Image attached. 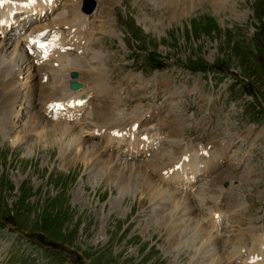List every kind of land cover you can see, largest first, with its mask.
<instances>
[{"label":"rangeland","instance_id":"374dc122","mask_svg":"<svg viewBox=\"0 0 264 264\" xmlns=\"http://www.w3.org/2000/svg\"><path fill=\"white\" fill-rule=\"evenodd\" d=\"M78 1L74 0V10ZM96 2L89 16L90 33L98 32L91 49L97 57L90 59L91 67L103 69L105 85L120 102L123 115L138 112L142 120L148 119L140 122L142 132H159V118L181 122L177 131H170L180 136L177 143L168 142L174 138L169 133L162 135L152 156L136 158L127 155L128 146L123 145L112 167L116 162L120 168L126 166L130 178L139 165L152 159L153 165H163L169 159L166 155H180L177 150L191 149L194 154L206 142L223 146L226 162L219 170L223 181L211 188L215 176L201 177L202 203L195 189L178 187L182 197L190 196L197 208L194 217L204 229L211 197L222 192L223 204L228 202L222 234L199 236L191 226L185 236L184 227L171 231V210L159 211L163 204H173L165 199L173 190L156 199L137 175L125 185L109 180L90 157L79 163L76 156L70 166L62 162L59 155L67 157V151L61 150L68 141L36 139L32 131L38 123L31 116L32 106L23 100L11 113L14 124L0 108V264H232L229 259L244 248L263 249L264 241L255 243L248 230L264 234V0H189L186 6L177 1L172 7L163 0ZM63 9H73L72 1L64 0L59 10ZM154 50L164 57L162 70L144 65ZM24 70L15 89L23 82L31 86L26 78L31 71ZM102 100L94 97L95 108L102 106ZM89 112L76 123L87 134L83 152L92 158L94 148L104 154L109 144L106 138L91 135L95 120ZM115 119H119L116 112ZM73 153L70 150L68 156ZM209 158L203 155V160ZM226 165L236 167V173L227 172ZM221 187L230 189L221 191ZM242 233L244 237L237 238ZM179 236L191 241L187 259L179 255L188 248L179 244L171 248L167 243V238ZM243 255L235 258L248 264Z\"/></svg>","mask_w":264,"mask_h":264},{"label":"bare ground","instance_id":"6f19581e","mask_svg":"<svg viewBox=\"0 0 264 264\" xmlns=\"http://www.w3.org/2000/svg\"><path fill=\"white\" fill-rule=\"evenodd\" d=\"M63 1L64 0H5L3 5L0 6V39H2L0 40V108L6 114V120L10 121L8 122L9 124H14L12 123L11 113L14 112L17 105H22V101L25 100V97H29V104L31 103L33 110H35V115L33 117H35L38 123L32 131L37 135L36 139L40 138L41 141L49 139L54 140L51 142L49 141L50 143H55L58 138L61 139V141L64 139L68 141L69 145L61 150L67 151V157L59 155L62 162L70 166V164L74 163L76 156L81 160L79 163H82L84 159H89L90 157L89 160L92 163L99 164L102 169L106 171L109 180L114 179L120 182L122 181L121 183L125 185H129L131 178L137 175V178H141V181L145 183L144 185L147 187L146 189L149 193L151 195L156 194V199H159V197L164 198L168 192L173 190L165 198L172 200L173 204L169 205L165 203L163 204L162 211H159V214H161L164 211L171 210L168 213V219L172 223L171 231L178 227H184L186 229L181 231V233L182 236H185L191 226V228H194L196 235L199 234L200 236L206 233V237H208V234L214 233L219 237L222 234V225L227 219V212L224 208L228 202L223 204L225 199L223 197L224 195L222 196V192H220V196L211 197L212 205L208 208L210 211V218L204 229L203 226H200V219L199 221L195 219L197 216V214L195 216L197 208L190 202V196L187 194L185 198L182 197L181 193L178 191V187L181 186L183 191L185 187V190L187 188L191 190L195 189L202 203L205 194H202L203 188L199 184L201 182V177L215 176L212 180L215 182L211 183V188L223 181L219 174V170L222 164L224 165L226 162L224 147L218 148L217 145H211L206 142L205 144H201L197 153L194 154H191V149L177 150L175 154L178 153L180 155H166L169 159L168 162L163 165L152 164V158L156 156L155 154V156L151 158L152 160L139 165L134 173L132 168L130 172H132L133 175L130 178L127 177L131 176V173H129V169L125 170L126 166L124 167L123 165V167L120 168L116 162L112 167V163L116 160L117 154L122 151L124 143L129 147L126 152L127 155L133 158L142 155L152 156L153 151H155L158 144H160L162 135L166 136L169 133V136H173V132H170L171 129L177 131L181 122L174 120L172 123L168 120L159 118V121H162L159 132H142L139 130V125L145 124L148 119L142 120V115L138 114V112L123 115L120 102L115 100V96L112 95L109 87L105 85L103 69H100V67L93 69V67H91L90 59L97 57L95 54H91V49L95 48L93 46H95L94 42L96 41L98 32L94 34L90 33V29L93 31L91 23L89 22L90 17L82 12V4L80 1L76 2L74 10V0H71L73 9L69 11H65L64 9L59 10ZM117 1L118 0H110L112 4L113 2L117 3ZM177 1L181 3L184 2L186 6L189 0H163L168 6L171 5L169 7H172ZM16 10L24 15V20L18 18V22H27L26 18L30 19V21L35 20L31 28V33L44 29L45 36V29H58V33L47 41V43L50 44L49 46L43 49L37 48L38 40L36 36L28 38L29 35L26 34L27 32L24 38L21 37V34L17 33L20 35L19 38L15 39L11 36L9 39H5L11 35L10 32L17 30L13 27L12 23L14 19L12 15ZM57 10L59 11L57 12ZM73 13L74 17H72ZM51 16H53V18L50 20ZM8 25H12L10 29ZM49 25H53V27ZM66 27L68 29L64 31ZM65 32H67V34ZM33 41H36V43H33ZM13 44L16 45H14L11 55H8V51ZM85 52L86 54L90 52L88 53L90 57L87 61H84L86 54L83 55L84 57L80 55ZM8 56H10L9 59ZM86 68L89 69L83 72ZM24 69H27L28 72L32 71L31 74L26 77L27 79H31V86L23 82L15 89V86L24 79ZM74 71L79 74L76 80L79 82L82 81V83L85 82L83 88L75 92L69 88V83L73 80L71 78V73ZM24 91L27 92L24 93ZM92 94H95V96L102 95L103 103L101 107L95 108L94 100L90 97ZM160 97L161 94L157 96L158 99H160ZM78 99H88V102L80 103ZM138 100L142 101L143 98H138ZM59 102L66 107L64 111L61 107H53L54 105H60ZM131 102H135V100L132 99ZM189 109H191V107H189ZM87 110L92 111L88 114L93 116L95 120L93 128L89 130L91 135H93V137L95 136V138L96 136L99 138H106L109 144L104 154L98 152L97 148H94V155L92 158L88 156L89 154L86 155L83 152L82 148H84V143L86 142L84 137H86L87 134L81 129H78L76 123L80 114H85ZM114 112H116L119 119L112 120ZM15 113L19 114V111ZM18 114H16V117H18ZM46 116H49V119H47ZM51 119L53 120L51 121ZM46 120L47 123L44 125ZM80 135L83 136L82 143L79 142ZM68 136L71 138H67ZM173 137L174 138L168 142L175 144L180 136ZM16 141L17 140H15V142ZM72 146H74V148H72ZM70 150L75 153L68 156ZM203 155L210 158L205 161L203 160ZM226 167L227 172L235 174L237 171V168L233 165H226ZM147 170L150 171L148 172ZM156 178H160L159 183L156 182ZM220 189L223 191L224 189L228 190L230 188L221 187ZM221 197H223V199H220ZM176 212H178V214H176ZM163 214H165V212ZM175 216L177 217L176 222H174ZM162 219H164V217H162ZM162 219L159 220L160 223ZM192 219L194 222L192 221V224H188ZM183 222H186V224L183 225ZM241 222L247 224L246 221H237V223H240L242 226ZM254 229L252 230V228H250L248 230L252 240H256L254 241L255 243H257V241H264V234H261L263 232L259 230L255 232ZM244 235L245 234L242 233L239 237H236L240 238L244 237ZM180 236L177 238H167V241L169 239L167 243L171 245V248L176 247L178 244L184 245V248L190 246V240L187 241L188 236L186 238L182 237L183 239H180ZM207 239L210 240L209 238ZM240 243L241 241L238 240L237 245ZM220 244L221 242L214 243V245L217 246ZM259 247L254 246L255 250L253 251H255V253L251 250L248 252L246 248H244L245 251L236 253L232 259V264H239L240 261H237L235 256H241L242 254H244L243 257L248 264H264V248L262 249ZM256 251L258 253H256ZM191 252L192 250L188 248L185 253L180 252L179 257H185V259H187V256ZM258 255L260 256L256 260L254 257Z\"/></svg>","mask_w":264,"mask_h":264},{"label":"trees","instance_id":"16d2710c","mask_svg":"<svg viewBox=\"0 0 264 264\" xmlns=\"http://www.w3.org/2000/svg\"><path fill=\"white\" fill-rule=\"evenodd\" d=\"M162 59V56L160 55V53H158L157 50L151 51L147 56V65L150 68L155 69L158 63L162 61Z\"/></svg>","mask_w":264,"mask_h":264},{"label":"water","instance_id":"95a60500","mask_svg":"<svg viewBox=\"0 0 264 264\" xmlns=\"http://www.w3.org/2000/svg\"><path fill=\"white\" fill-rule=\"evenodd\" d=\"M94 4V2L93 1H90V0H86V9L84 8V10L86 11L87 9V11L86 12H88V13H90V12H92V9H94V6H95V4ZM71 86H72V88H74V89H77V88H80V85H78L77 83H75V84H71Z\"/></svg>","mask_w":264,"mask_h":264},{"label":"snow or ice","instance_id":"6c2138e0","mask_svg":"<svg viewBox=\"0 0 264 264\" xmlns=\"http://www.w3.org/2000/svg\"><path fill=\"white\" fill-rule=\"evenodd\" d=\"M4 2H5V0H0V6H2ZM33 43H36V41H33ZM39 47L44 48L45 45L40 44ZM53 107H60V105H54Z\"/></svg>","mask_w":264,"mask_h":264}]
</instances>
